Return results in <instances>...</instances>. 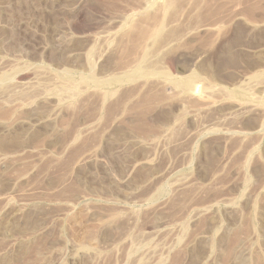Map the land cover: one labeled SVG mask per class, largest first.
Returning <instances> with one entry per match:
<instances>
[{
    "label": "rangeland",
    "instance_id": "obj_1",
    "mask_svg": "<svg viewBox=\"0 0 264 264\" xmlns=\"http://www.w3.org/2000/svg\"><path fill=\"white\" fill-rule=\"evenodd\" d=\"M0 264H264V0H0Z\"/></svg>",
    "mask_w": 264,
    "mask_h": 264
}]
</instances>
